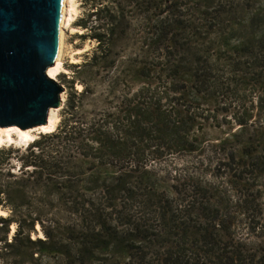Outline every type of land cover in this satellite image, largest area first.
<instances>
[{"label":"rangeland","instance_id":"obj_1","mask_svg":"<svg viewBox=\"0 0 264 264\" xmlns=\"http://www.w3.org/2000/svg\"><path fill=\"white\" fill-rule=\"evenodd\" d=\"M72 1L74 10L64 27L63 70L57 75L63 87V103L56 108V126L49 132H33L35 138L27 143H3L0 173L19 174L27 158L26 148L58 127L67 99L75 90L82 92L76 98L81 101L76 118L81 128L92 123L98 127L105 116L107 135H127L126 113L144 112V102L148 101V94H136L145 92L146 87H157L156 95L163 97L160 105L172 114L167 116L170 121L178 119L181 108L195 111L197 118L194 126H189V135L196 141L191 142L192 151L178 146L165 148L159 159L151 161L149 184L140 187L152 194L157 189L177 204L191 200L192 191L193 195L199 193L196 198H202L205 208L200 212L202 217L217 210L224 229L245 245V252L264 256V70L257 69L258 62L246 54L253 39L264 38V0H229L227 6L224 0L219 4L218 0H109L119 5L120 18L108 44L104 35L102 48L95 35L107 29V0ZM225 8L227 11L222 10ZM162 25L167 27L174 47L163 33L161 37ZM165 54L179 60L182 70L194 68L193 61L200 60L201 66H208L215 75L218 87L208 84L200 90L188 72L181 77L186 81L184 86L175 82V87H182L180 92L161 82L158 85L160 75L169 72L159 64ZM151 64L159 67L151 70ZM173 96L178 98L170 103ZM188 125L184 123V127ZM107 165V169L114 167L108 158ZM131 181L133 190L140 192L135 178ZM31 194L34 206L48 200L42 193ZM140 199L137 196L134 200ZM134 200L128 201V205L133 204L130 213L139 216L145 206ZM0 210V215L8 214ZM189 217L197 215L193 212ZM52 218L56 222L52 225L59 229L57 238L67 241L66 217ZM14 231L15 224L0 225V264L6 253L4 236L10 240ZM42 236L37 224L32 238ZM111 250L112 258L120 262L122 253ZM43 253L39 264L63 262L62 258L55 260L57 252Z\"/></svg>","mask_w":264,"mask_h":264},{"label":"trees","instance_id":"obj_2","mask_svg":"<svg viewBox=\"0 0 264 264\" xmlns=\"http://www.w3.org/2000/svg\"><path fill=\"white\" fill-rule=\"evenodd\" d=\"M228 2L224 0L226 6ZM119 18V5L107 0V29L95 35L99 48L106 35L108 44ZM160 33L169 41L167 27L162 25ZM169 44L173 46L171 41ZM251 44L246 54L258 62L257 69L264 70V38L253 39ZM161 60V67L169 72L160 75L158 85L161 82L180 92L182 87H175V82L184 86L186 81L181 77L188 72L200 90L208 84L218 87L215 75L208 66H201L200 60L193 61L195 67L190 70H182L180 61L167 54ZM152 66L151 70L159 67ZM156 90L146 87L145 92L136 94H148V101L144 102L145 113H126L127 135H107L105 116L98 127L92 123L81 128L76 120L81 101L76 98L82 92L75 90L67 99L58 127L26 148L27 158L19 174L7 172L5 178L0 173V209L8 212L0 215V225L15 224L10 240L4 236L3 264H39L43 252L59 253L55 260L62 258L60 264H264V256L245 252V245L224 229L217 210L207 217L200 215L205 208L202 198H196L199 193L193 195L192 191L191 200L177 204L157 189L152 194L140 187L149 184L151 161L159 159L165 148L178 146L192 151L191 142L196 141L189 135V126H194L197 118L195 111L181 108L178 119L170 121L167 116L172 114L160 105L163 97L157 96ZM177 98L170 97L169 102ZM184 123L190 125L186 128ZM112 127L120 132L117 125ZM153 132L157 135H151ZM107 158L114 166L111 168H116L111 174ZM132 178L140 192L130 186ZM32 191L46 195L48 200L34 206L29 195ZM137 196L140 201L134 200ZM130 200L145 206L139 216L130 213ZM193 212L197 217L190 219ZM57 215L66 217L67 241L55 234L59 229L52 225L56 223L52 217ZM37 224L43 236L32 238ZM111 248L122 253L120 262L112 258Z\"/></svg>","mask_w":264,"mask_h":264},{"label":"water","instance_id":"obj_3","mask_svg":"<svg viewBox=\"0 0 264 264\" xmlns=\"http://www.w3.org/2000/svg\"><path fill=\"white\" fill-rule=\"evenodd\" d=\"M62 2L0 0V127L43 125L63 103V87L47 75L60 49Z\"/></svg>","mask_w":264,"mask_h":264},{"label":"bare ground","instance_id":"obj_4","mask_svg":"<svg viewBox=\"0 0 264 264\" xmlns=\"http://www.w3.org/2000/svg\"><path fill=\"white\" fill-rule=\"evenodd\" d=\"M73 7L74 6L72 0H63L59 22L60 49L55 63L47 69V75L50 78L54 79L56 82L57 75L63 70L61 55L64 43V27L70 22L72 11L74 10ZM61 98L63 100V94H61ZM57 111L58 109L51 108L47 116V122L43 125L33 128L19 130L15 126L0 127V147L6 141V143H14L16 141H18L19 143H27L35 138V133L33 134V132L35 131L36 133L51 131L52 129H54L58 121V116L56 115ZM14 134L18 139L14 138ZM18 142L16 144H18ZM0 213H2L1 210Z\"/></svg>","mask_w":264,"mask_h":264}]
</instances>
